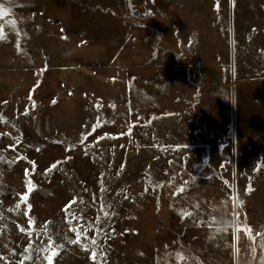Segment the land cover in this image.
<instances>
[{
  "label": "rangeland",
  "instance_id": "1",
  "mask_svg": "<svg viewBox=\"0 0 264 264\" xmlns=\"http://www.w3.org/2000/svg\"><path fill=\"white\" fill-rule=\"evenodd\" d=\"M0 8V264H264V0Z\"/></svg>",
  "mask_w": 264,
  "mask_h": 264
},
{
  "label": "snow or ice",
  "instance_id": "2",
  "mask_svg": "<svg viewBox=\"0 0 264 264\" xmlns=\"http://www.w3.org/2000/svg\"><path fill=\"white\" fill-rule=\"evenodd\" d=\"M7 11L4 10L3 8H0V17L6 16ZM14 24V22H13ZM0 39H4V34L2 28H0ZM19 47V45H17ZM0 119H3V117H0ZM86 138V137H85ZM2 159V158H0ZM56 165H53L52 167H55ZM27 172V170H26ZM28 191H31V185L29 182V188ZM101 191H104L103 187L101 188ZM147 191V189H146ZM27 195L26 194H20V203H17L16 208L19 209L22 203H26L27 201ZM95 199V197H94ZM76 201L75 199L69 201V204L65 206V220L66 223L69 225V231L75 232V239H70L68 240V243L71 244H81V247L85 251H90L91 252V258L94 262V264H98V252L97 249L99 248V245L97 244V240L95 238H89L86 233H82L79 230V227L73 226L72 221L77 219L76 215L74 212H69L68 208L71 207L72 204H74ZM83 203V201H81ZM110 207V206H109ZM30 208V206H29ZM101 210L103 211V205H101ZM27 214V213H25ZM108 213L105 212V215ZM183 215H191V213H182ZM68 217H71L72 219H68ZM2 215H0V219H2ZM33 221L29 219L28 224L29 227L28 229H25L23 227L20 228L21 232H26L27 236L29 237V244L27 247L24 248L23 252L20 254L21 259L18 262V264H24L25 261H32L33 260V253L36 254L35 259L37 261H40L41 264L43 262H46V264H52L53 257L56 256L59 252V250L62 249L63 245L60 243H56L52 236L49 235V229L47 227V224L44 225L42 229H40L36 235L37 238L40 240V244H38L36 247H33V241L31 240V237L33 235ZM50 223V222H49ZM3 231V228H0V232ZM217 231H220L217 229ZM44 238H47V244L43 243ZM82 238H83V243H82ZM15 255V253H13ZM0 259H5L4 257H0ZM102 259V257H100ZM177 259L180 261H183L185 257L182 254H177Z\"/></svg>",
  "mask_w": 264,
  "mask_h": 264
},
{
  "label": "clouds",
  "instance_id": "3",
  "mask_svg": "<svg viewBox=\"0 0 264 264\" xmlns=\"http://www.w3.org/2000/svg\"><path fill=\"white\" fill-rule=\"evenodd\" d=\"M222 209H223V205H219L217 207L216 210L218 212H221V214L215 217L216 224L219 225L220 231H224V229L228 228L229 224L232 222L230 219V214L227 212V210L223 209V211H221Z\"/></svg>",
  "mask_w": 264,
  "mask_h": 264
},
{
  "label": "trees",
  "instance_id": "4",
  "mask_svg": "<svg viewBox=\"0 0 264 264\" xmlns=\"http://www.w3.org/2000/svg\"><path fill=\"white\" fill-rule=\"evenodd\" d=\"M101 8V7H100ZM101 10L102 11H106V12H109V13H111L113 16H115L116 18H122L123 16L125 17H127V15L126 14H122V13H117V12H114V11H112V10H110V9H103V8H101Z\"/></svg>",
  "mask_w": 264,
  "mask_h": 264
},
{
  "label": "built area",
  "instance_id": "5",
  "mask_svg": "<svg viewBox=\"0 0 264 264\" xmlns=\"http://www.w3.org/2000/svg\"><path fill=\"white\" fill-rule=\"evenodd\" d=\"M158 40L155 42V45H157Z\"/></svg>",
  "mask_w": 264,
  "mask_h": 264
},
{
  "label": "crops",
  "instance_id": "6",
  "mask_svg": "<svg viewBox=\"0 0 264 264\" xmlns=\"http://www.w3.org/2000/svg\"><path fill=\"white\" fill-rule=\"evenodd\" d=\"M115 17V16H114Z\"/></svg>",
  "mask_w": 264,
  "mask_h": 264
}]
</instances>
